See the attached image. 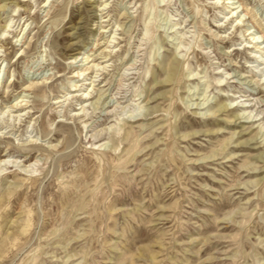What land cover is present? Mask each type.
<instances>
[{
	"label": "rangeland",
	"instance_id": "rangeland-1",
	"mask_svg": "<svg viewBox=\"0 0 264 264\" xmlns=\"http://www.w3.org/2000/svg\"><path fill=\"white\" fill-rule=\"evenodd\" d=\"M0 5V264H264V0Z\"/></svg>",
	"mask_w": 264,
	"mask_h": 264
},
{
	"label": "bare ground",
	"instance_id": "bare-ground-1",
	"mask_svg": "<svg viewBox=\"0 0 264 264\" xmlns=\"http://www.w3.org/2000/svg\"><path fill=\"white\" fill-rule=\"evenodd\" d=\"M4 6H2V5H0V9L1 8H3ZM233 13V12H232ZM9 25L10 24H6V25H4V27H3V29H5V27L7 28V27H9ZM5 31V30H4ZM81 59L82 58H80L78 55H75V56H73L72 58H71V61H70V63H77L78 61H81ZM86 59V58H85ZM88 59V58H87ZM79 76H80V73L79 72H77V74L76 75H74V77H76V78H79ZM173 74H170L169 75V77L172 79L173 78ZM74 91L76 90V88L75 89H73ZM86 97H88L87 99H84L85 101L86 100H89L90 99V97H89V95L87 94V96ZM19 102H21V101H19ZM18 103H16L15 105H13L12 107L14 108H18V105H17ZM21 105L19 104V107H20ZM202 108V107H201ZM200 108V109H201ZM21 110L23 111V109H20V112H21ZM25 110V109H24ZM204 113V112H203ZM0 161H4V159H2V160H0ZM3 165H5V164H3ZM27 226H28V223L26 224V227H24L23 228V232H25L26 231V228H27Z\"/></svg>",
	"mask_w": 264,
	"mask_h": 264
}]
</instances>
